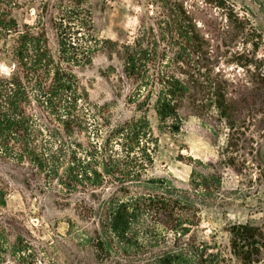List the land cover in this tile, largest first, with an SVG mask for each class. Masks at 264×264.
Masks as SVG:
<instances>
[{"label": "rangeland", "instance_id": "obj_1", "mask_svg": "<svg viewBox=\"0 0 264 264\" xmlns=\"http://www.w3.org/2000/svg\"><path fill=\"white\" fill-rule=\"evenodd\" d=\"M165 1L29 0L17 17L21 24H45L52 45L57 46L54 18L87 10L101 40L131 43L143 19L155 23ZM179 1L213 48L211 61L202 63L211 70L206 74L227 78L233 83L232 95H239L241 112L248 118L245 135L228 148L231 130L218 120L217 111L205 113L206 117L193 115L188 101L180 131H173L170 120L162 123L153 108L148 112L158 140L155 161L141 182L128 186L129 192L106 184L71 194L56 182L43 185L30 174L0 170V182L9 188L4 209L8 239L14 242L22 237L31 242L42 259L40 264H163L168 253L179 256L174 264H243L232 252L231 227L250 223L264 229V168L256 155L257 148L264 150V83L255 76L264 67L243 69L232 61L244 46L264 59V0ZM259 35L261 45L255 49L253 42L260 40ZM120 70L119 60L104 50L79 71L91 101L112 126L140 115L128 101L130 89L120 81ZM9 74V66L0 62V78ZM106 125L105 135L111 128ZM150 196L179 201L176 220L151 211L144 200ZM121 200L133 201L131 213L135 214L128 232L105 233L112 203ZM3 264L14 262L9 259ZM259 264H264V252Z\"/></svg>", "mask_w": 264, "mask_h": 264}, {"label": "trees", "instance_id": "obj_2", "mask_svg": "<svg viewBox=\"0 0 264 264\" xmlns=\"http://www.w3.org/2000/svg\"><path fill=\"white\" fill-rule=\"evenodd\" d=\"M28 1L0 0V62L10 68V74L0 78V170L30 174L43 185L56 182L71 194L106 184L120 185L121 191L129 192L128 186L141 182L155 161L158 140L148 112L153 108L162 123L170 120L173 131H180L188 101L193 115L206 117L205 113L217 111L218 120L231 130L228 148L245 135L248 118L241 112L239 95H232L233 83L227 78L206 74L211 70L202 63L211 61L213 48L184 2L165 1L158 18H149H156L155 23L143 19V27L131 43L101 40L87 10L63 13L53 20L57 37V46H53L45 24L20 23L17 12ZM258 38L253 42L255 49L261 45V35ZM104 50L111 59L119 60L120 81L128 84V101L140 113L117 126L91 101L79 77V71ZM232 61L243 69L264 67V59L251 55L246 46L233 54ZM255 76L264 83V72ZM106 123L111 128L105 135ZM256 155L264 168L263 148H257ZM0 183V264L9 259L14 264L42 263L31 242L22 237L14 242L8 239L4 209L9 188L6 182ZM144 200L151 211L176 220L179 201L151 196ZM132 202L112 203L105 233L128 232L135 214L131 213ZM230 234L232 252L243 264L261 262L262 226L237 224ZM176 258L179 256L168 253L161 262L174 264Z\"/></svg>", "mask_w": 264, "mask_h": 264}]
</instances>
